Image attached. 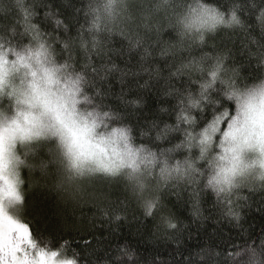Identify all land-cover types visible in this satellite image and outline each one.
Wrapping results in <instances>:
<instances>
[{
  "label": "clouds",
  "instance_id": "1",
  "mask_svg": "<svg viewBox=\"0 0 264 264\" xmlns=\"http://www.w3.org/2000/svg\"><path fill=\"white\" fill-rule=\"evenodd\" d=\"M261 218L264 0H0V264H264Z\"/></svg>",
  "mask_w": 264,
  "mask_h": 264
},
{
  "label": "trees",
  "instance_id": "2",
  "mask_svg": "<svg viewBox=\"0 0 264 264\" xmlns=\"http://www.w3.org/2000/svg\"><path fill=\"white\" fill-rule=\"evenodd\" d=\"M261 223H264V218H261L260 221H257L258 227ZM212 227V226H210ZM124 239H129L131 242H133L137 247L138 250L142 253V257L144 259L148 258H154L155 256L159 255L163 259H174L176 257V249L172 245H166V244H160V245H150L145 242H142L140 239H135L131 236L130 230H125L124 235L121 237V242H123ZM201 244H198L197 242H190L187 243V247L184 248L182 251L184 255H187L191 249L195 247H199ZM176 264H180V261H176Z\"/></svg>",
  "mask_w": 264,
  "mask_h": 264
}]
</instances>
